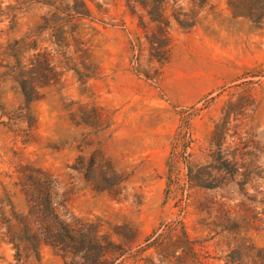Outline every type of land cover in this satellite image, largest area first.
Returning <instances> with one entry per match:
<instances>
[{"label":"rangeland","instance_id":"obj_1","mask_svg":"<svg viewBox=\"0 0 264 264\" xmlns=\"http://www.w3.org/2000/svg\"><path fill=\"white\" fill-rule=\"evenodd\" d=\"M21 1L0 0L3 46L52 13L46 5L27 4L12 11V26L7 6ZM86 2L91 16L77 32L93 64L86 72L96 73L85 80L67 70L43 90L31 106L37 125L26 144L15 140L0 109V193L10 190L16 210L26 212L14 186L17 170L26 164L42 169L56 180L53 200L60 215L99 223L125 252L140 253L151 264H200L183 258L182 225L191 239L206 241L211 264H221L236 234L264 248V0H168L183 27L194 25L171 21V54L157 84L136 72L139 65L153 74L158 65L145 45L141 53L132 46L144 39L124 0ZM53 38L42 32L38 46L53 49L63 65L64 49ZM79 49L71 42L68 51L78 58ZM3 72L0 108L9 112L22 97ZM218 126L222 132L214 135ZM98 152L109 162L99 163L107 174L105 191L84 175ZM187 167L212 172L215 179L205 176L202 184L213 188L191 183ZM223 229L228 239L221 237ZM150 236L152 247L143 252ZM125 260L119 264H135ZM13 262L14 252L0 235V264ZM40 264L64 259L43 246Z\"/></svg>","mask_w":264,"mask_h":264},{"label":"trees","instance_id":"obj_2","mask_svg":"<svg viewBox=\"0 0 264 264\" xmlns=\"http://www.w3.org/2000/svg\"><path fill=\"white\" fill-rule=\"evenodd\" d=\"M19 4V7L7 6L10 12L8 19L12 26L16 23V14L12 11L23 9L27 4H43L52 10V13L44 17L34 31L4 46L0 43V68L4 69L2 76L9 77L16 83L22 97L17 109L4 112L5 109L0 108L2 117L6 118L4 125L14 134L15 140L26 144L34 135L37 125L31 106L42 98L43 90L57 84L67 70L73 71L85 80L91 79L96 72H86L88 71L86 65L92 67L93 64L89 63V51L81 42L82 39L77 32L80 22L91 16L86 0H23ZM168 6V0H124V7L137 20V28L144 39L143 43L137 39L132 46L136 48V52L141 53L142 45H145L149 60L158 65L153 74H150L149 70L140 69L139 65L136 72L156 84L160 81L161 69L167 64L171 54V21L183 27L182 20L175 11H169ZM193 25L194 22H191L183 28L188 29ZM44 31H50L51 36L54 37L52 44L55 47L64 49L60 54L65 59L63 65H58L54 60L53 49L39 48V36ZM71 42L78 44L80 48L78 52L81 56L78 58L73 57L68 51ZM79 59H83L84 64L78 63ZM217 132H222L221 127H216L214 135ZM101 153H96L84 175L96 190L105 191L108 190V187L104 186L107 182V174L99 168V163L109 162L104 161ZM233 161L231 160L232 163ZM187 169L190 182L195 186L213 188L202 184L205 176L209 180L215 179L212 172L204 173L202 169L194 170L191 167ZM17 174L14 186L25 198L26 212L21 213L16 210L14 196L10 190L3 189L0 193V235L14 252L12 264H40V249L43 246H50L59 251L63 256L64 264H119L126 262L125 259L133 260L135 264H151L150 260L140 258L142 255L140 253L132 255L125 252V246L116 243L108 234L103 233L99 223L72 214H68L66 218L60 215L53 200L56 180L52 175L27 164L22 165L17 170ZM169 230L170 227L162 231V234L168 235ZM181 231L185 241L181 246L183 258L199 261L200 264H211L206 252V241L191 239L184 225ZM227 231V229L222 230V234L226 232V236H221L222 238L228 239L229 231ZM150 239L151 236L146 239L148 243L143 252L152 247ZM162 247L161 244L159 248ZM220 262L221 264H264V248H257L244 236L236 234L234 246L220 258Z\"/></svg>","mask_w":264,"mask_h":264}]
</instances>
